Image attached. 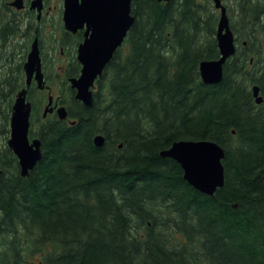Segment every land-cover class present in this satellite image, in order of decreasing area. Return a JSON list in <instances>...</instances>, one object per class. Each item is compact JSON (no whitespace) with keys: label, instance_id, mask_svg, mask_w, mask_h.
Wrapping results in <instances>:
<instances>
[{"label":"trees","instance_id":"trees-1","mask_svg":"<svg viewBox=\"0 0 264 264\" xmlns=\"http://www.w3.org/2000/svg\"><path fill=\"white\" fill-rule=\"evenodd\" d=\"M238 0L236 54L223 80L203 83L217 60L211 0H134L130 52H118L93 92L68 118L37 121L42 158L22 177L9 149L23 58L0 79V264H264V6ZM17 55V54H16ZM70 76L76 70H70ZM263 102L257 105L253 87ZM38 90L31 88L32 97ZM105 139L97 147L94 138ZM181 140L225 151L224 186L195 190L160 153ZM121 146V147H120ZM54 247L56 251H44Z\"/></svg>","mask_w":264,"mask_h":264},{"label":"water","instance_id":"water-1","mask_svg":"<svg viewBox=\"0 0 264 264\" xmlns=\"http://www.w3.org/2000/svg\"><path fill=\"white\" fill-rule=\"evenodd\" d=\"M13 5L21 7V0H15ZM133 0H64L65 27L69 31H76L88 24L92 31L84 44L81 45L78 60L82 64L78 78L70 79L71 88L76 91L75 99L87 107L93 104L94 83L103 74L107 64L111 61L114 52L120 47L135 18L131 15ZM168 2L170 0H158ZM41 2V0H38ZM215 8L220 10L216 40L220 58L204 60L199 65L200 76L204 84L217 85L223 80L224 65L235 55V36L230 27L227 9L221 0H213ZM26 86L16 96L11 120L10 138L7 142L9 149L19 161L22 177L29 176L30 171L42 158L40 139L30 141V118L32 113L31 102L28 101V92L35 80L40 89L45 88L44 73L41 58L36 42L28 55L24 65ZM253 95L257 105L262 104L258 86L253 87ZM53 98L49 97V104L44 116L52 112ZM60 120H66L68 112L62 106L57 110ZM97 147L105 143L103 136L94 138ZM121 147V146H120ZM163 158L176 161L182 168L184 179L197 191L207 196H214L216 191L224 186V167L222 161L225 151L217 143L208 140H181L174 142L169 149L160 153Z\"/></svg>","mask_w":264,"mask_h":264},{"label":"flooded vegetation","instance_id":"flooded-vegetation-1","mask_svg":"<svg viewBox=\"0 0 264 264\" xmlns=\"http://www.w3.org/2000/svg\"><path fill=\"white\" fill-rule=\"evenodd\" d=\"M21 7H17L13 5L15 0H10L9 2H4L0 4V62L3 59L8 61H16V51L20 52V48H22L23 52L29 50V53L32 50L33 44L36 42L40 58L42 64V70L44 73L45 80V88L40 89L35 80L32 81V85L28 92V98L31 96L30 90L31 88H35L38 90V94H46L47 93V105L42 102L41 112L37 114V121H45L49 117H57V110L64 106V104L57 99H55L51 95V87L48 85L50 76L46 73V64L49 62L51 66L56 65L54 57L52 56V51L54 50V39L52 35V30L54 28V18H53V6L51 0H21ZM158 1V0H157ZM63 2V8L61 11V23L60 28L62 31L61 38L56 41L57 45L60 46V54L63 60V73L64 76L67 77L66 83L69 84V90L72 91L75 99L76 91L71 88L70 79L78 78L81 74L82 64L78 60L79 50L82 44L86 41L87 37L90 36L92 31L89 30V26L87 23L83 25V27L74 31H69L65 27L64 22V14H65V2ZM134 0L131 4V15L135 18L134 15ZM160 2V1H158ZM169 2V1H168ZM166 3V2H160ZM136 19V18H135ZM132 29V27H131ZM131 29L128 31L127 36L123 42V44L117 48L115 51L111 61L107 64V66L112 63V61L116 58L117 53L120 52L123 54H128L130 52V45L127 43V38L131 32ZM20 47V48H16ZM28 55L26 57V61L28 59ZM125 55V56H126ZM23 64V69L24 65ZM106 66V67H107ZM4 67V66H3ZM106 69V68H105ZM70 70H76L73 72V76L69 77ZM105 71V70H104ZM104 73V72H103ZM98 80L94 83L95 91L97 88ZM53 98V102L51 105L52 112H48L46 116H44V112L46 107L49 104V97ZM29 101V99H28ZM31 102V101H30ZM32 105V114L31 118L34 115V105ZM46 105V106H45ZM67 109V107H66ZM68 111V110H67ZM31 130V129H30ZM29 139L33 141L34 139H39L38 137L31 138L29 131ZM41 141V140H40Z\"/></svg>","mask_w":264,"mask_h":264},{"label":"rangeland","instance_id":"rangeland-1","mask_svg":"<svg viewBox=\"0 0 264 264\" xmlns=\"http://www.w3.org/2000/svg\"><path fill=\"white\" fill-rule=\"evenodd\" d=\"M10 0H0V4L4 3V2H9ZM202 3H206V0H200ZM222 4L224 6H226L227 10H228V17L231 18L232 22L235 24V21L237 19V15H236V9L238 7V0H221ZM261 2L260 6H264V0H259ZM52 2V6H53V18H54V28L52 30V35H53V39H54V50L51 52L52 56L54 57L55 63L56 65L51 66V64L48 62L46 64V73L48 74V76H50L49 79V83L48 85L51 87V95L57 99L58 101L62 102L64 104L65 107H69V105L71 104V96L72 93L69 91V84L66 83L67 77L64 76L63 73V60L61 59L62 56L60 54V46L57 45L56 41H58L61 38V28H60V23H61V11L63 8V2L62 0H51ZM211 4L213 5L212 1ZM216 15L218 17H220V12L216 11ZM261 40L263 42V45L261 46L264 49V35H261ZM16 48H20V47H16ZM17 55H16V60L20 61L22 58L24 60V62H26V57L28 55L29 50H27L26 52L22 50V48H20V52L16 51ZM126 54H123V56H125ZM4 66V67H3ZM6 60L3 59L0 62V79L4 78V71H6ZM22 79L23 81H25V73L24 70L22 71ZM22 89V88H21ZM96 90V89H95ZM16 97V96H15ZM41 97L43 98V100L45 101L46 105H47V93L46 94H38V93H34V95L32 97H29V101H31L35 106H39V103L41 102ZM45 105V106H46ZM1 124V123H0ZM4 138L2 137V135L0 134V149L4 148ZM50 250H52L53 252L56 251V248L51 247V248H47L45 252H49ZM44 254H35L33 256L30 257V262L31 264L33 263H37L41 260L42 256Z\"/></svg>","mask_w":264,"mask_h":264},{"label":"bare ground","instance_id":"bare-ground-1","mask_svg":"<svg viewBox=\"0 0 264 264\" xmlns=\"http://www.w3.org/2000/svg\"><path fill=\"white\" fill-rule=\"evenodd\" d=\"M135 22V21H134ZM134 24V23H133ZM133 26V25H132ZM115 53V52H114ZM114 55V54H113Z\"/></svg>","mask_w":264,"mask_h":264}]
</instances>
